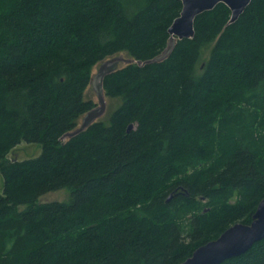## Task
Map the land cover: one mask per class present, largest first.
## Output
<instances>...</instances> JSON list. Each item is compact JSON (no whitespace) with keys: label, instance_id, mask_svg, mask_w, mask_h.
I'll list each match as a JSON object with an SVG mask.
<instances>
[{"label":"trees","instance_id":"16d2710c","mask_svg":"<svg viewBox=\"0 0 264 264\" xmlns=\"http://www.w3.org/2000/svg\"><path fill=\"white\" fill-rule=\"evenodd\" d=\"M219 3L161 62L179 0H0V264H181L264 198V0ZM133 124L134 128L128 130ZM22 142L39 156L14 160ZM65 202H41L55 190ZM221 264H264V239Z\"/></svg>","mask_w":264,"mask_h":264},{"label":"water","instance_id":"95a60500","mask_svg":"<svg viewBox=\"0 0 264 264\" xmlns=\"http://www.w3.org/2000/svg\"><path fill=\"white\" fill-rule=\"evenodd\" d=\"M182 8L177 18L173 20L168 28L169 40L165 50L153 59L141 62L127 58L125 65H144L161 62L168 57L172 51L176 40L191 39L194 35V21L198 15L211 11L219 3L224 4L230 11L229 23L235 22L250 4L251 0H179ZM119 57L107 59L100 63L97 74L91 78L98 99V107L83 115L79 127L73 131L65 133L60 140L70 139L96 121L97 117L104 113V91L103 79L111 72L118 69ZM134 128L131 124L128 130ZM256 210L249 224L237 223L227 228L216 239L211 240L193 251L187 260L181 264H221L227 259L241 256L246 253L251 246L264 239V198L258 203Z\"/></svg>","mask_w":264,"mask_h":264},{"label":"rangeland","instance_id":"374dc122","mask_svg":"<svg viewBox=\"0 0 264 264\" xmlns=\"http://www.w3.org/2000/svg\"><path fill=\"white\" fill-rule=\"evenodd\" d=\"M115 57H119V62H118V68L123 67L126 63V60L128 58V56L126 55V53H120L117 54L111 58H115ZM109 58V59H111ZM99 64L95 65L92 68L91 71V76L92 78L97 74V70L99 68ZM92 84L90 83V85L87 87L85 93H84V97L85 99H91V101L93 103L96 104V107H98V99L96 96V92L93 88V86H91ZM104 102H105V106H104V113L97 117L96 121H103L108 123V117L110 116V114L117 108V106L120 104V100L119 99H113L110 98L108 96L104 97ZM82 118L83 116H81L77 122V127L80 126L81 122H82ZM41 153L40 147L37 144H28L25 142H22L21 144H19L10 154H9V158L10 159H14V160H24V159H28V158H32V157H36L39 156ZM2 179L0 178V188H1V184H2ZM70 197L69 194V190L66 189H61V190H55L54 192H50L44 196H42L40 198L41 202H65L68 201Z\"/></svg>","mask_w":264,"mask_h":264}]
</instances>
